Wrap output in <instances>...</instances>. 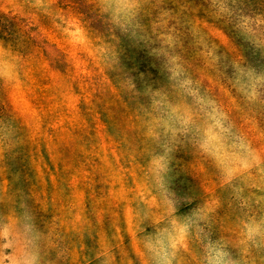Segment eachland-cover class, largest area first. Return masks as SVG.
Wrapping results in <instances>:
<instances>
[{
    "label": "rangeland",
    "instance_id": "rangeland-1",
    "mask_svg": "<svg viewBox=\"0 0 264 264\" xmlns=\"http://www.w3.org/2000/svg\"><path fill=\"white\" fill-rule=\"evenodd\" d=\"M0 264H264V0H0Z\"/></svg>",
    "mask_w": 264,
    "mask_h": 264
}]
</instances>
